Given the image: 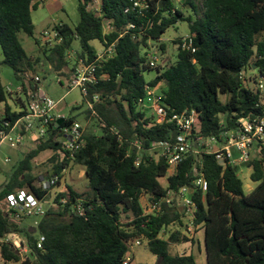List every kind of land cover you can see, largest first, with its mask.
<instances>
[{
  "label": "trees",
  "instance_id": "1",
  "mask_svg": "<svg viewBox=\"0 0 264 264\" xmlns=\"http://www.w3.org/2000/svg\"><path fill=\"white\" fill-rule=\"evenodd\" d=\"M41 1L0 0L2 64L12 69L18 83L40 61L37 57L30 62L18 34L33 36L31 12ZM77 1L78 23H64L62 43L44 48L42 55L55 73L66 78V53L74 41L79 44L76 56L95 63L99 80L87 87L82 102L97 97L94 115L86 108L85 118L96 120L99 133L83 132L81 145L69 153L56 141L58 129L51 126L46 139L34 144L18 162L0 187V257L6 263L21 264H124L132 245L145 240L159 264H197L192 254L169 251L171 243L191 240L178 232L161 237L163 228L180 221L179 208L165 205L162 214L145 215L139 201L141 195L159 200L167 191L186 186L197 208L193 224L203 229L207 264H264V148L247 163L250 181L255 183L248 193L234 166H220L213 154L203 150L187 154L169 173L166 160L151 148L154 143L175 140L179 132L175 122L157 123L149 113L137 110L146 88L164 83L159 92L169 117L195 112L193 137L218 138L223 131L236 128L239 118L261 115L264 106L258 93L244 84L240 73L254 67L257 75L264 76V0H182L190 8L187 16L175 0H145L141 12L131 9L130 0H100L98 13L88 9V0ZM106 21L111 27L108 33L103 32ZM179 22L187 23L195 51L180 48L178 39L173 42L177 45L175 62L152 69L143 51ZM93 40L103 48L113 45L111 54L96 61L97 52L90 45ZM158 48L164 52L166 46L162 43ZM150 71L156 74L147 81L144 74ZM219 95H229V99L223 103ZM7 98L0 83V103H4L0 131L6 132L24 115L12 111ZM17 101L23 107V101ZM74 121L70 116L63 124ZM46 150L53 152L46 176L61 178L65 169L81 166L87 189L79 193L66 185L38 225L26 228V217L7 208L6 197L19 190L41 199L48 196L51 188L43 190L33 174L34 159ZM199 171L207 182L204 192L194 184ZM162 178L166 185L161 184ZM10 233L24 238L25 259L3 241ZM38 235L44 236L40 249L36 247Z\"/></svg>",
  "mask_w": 264,
  "mask_h": 264
},
{
  "label": "built area",
  "instance_id": "2",
  "mask_svg": "<svg viewBox=\"0 0 264 264\" xmlns=\"http://www.w3.org/2000/svg\"><path fill=\"white\" fill-rule=\"evenodd\" d=\"M44 1V0H42ZM41 1V2H42ZM95 7V13L100 12V0H88V9L91 6ZM131 9L141 12L146 8L145 0H130ZM129 8L125 10L128 11ZM90 10V9H89ZM64 23L59 22L52 27L42 31L40 39L41 45L46 48H51L60 45L63 41L61 34V27ZM129 28H134L129 25ZM111 27L106 21L103 23V32L108 33ZM180 39V48L194 52L192 36L187 33ZM113 45L103 48L100 53H97L96 61H100L111 54ZM75 55V56H74ZM66 58L71 62V68L68 77L58 75L57 82L62 85L63 79L67 82L66 86L69 90L78 89L83 98L87 97V87L96 84L99 80L97 75V67L94 62H88L85 58H78L75 52L72 53L69 49L66 53ZM244 72L240 73V78L245 82L243 76ZM253 81V86L258 93L259 103L264 106V76L257 75ZM39 82L38 76L32 75L30 72L23 74L22 82L18 83L17 87L12 89L10 86H3L4 92L7 96L17 97L23 101L21 109L24 115L17 120L9 129L8 132L0 131V143L7 142L10 147H19L25 142L36 144L41 140L46 139L49 129H58L56 141L60 142L63 149L69 153L77 150L81 145L83 128L74 121L70 124L63 123L55 128V123L58 119L65 120L64 115L57 112L59 101L47 97L39 88H30V84H37ZM26 93H25V87ZM37 86V85H36ZM163 95L159 92L157 87L146 88L145 95L138 99L137 110H142L149 113L157 123L164 121H174L178 134L173 142H159L152 145V151H158L167 162L169 171L176 168L178 163L182 161L189 153H198L203 150L208 154H213L215 161L222 167L225 165L235 166L237 164H247L251 158L255 157L261 148H264V112L261 115H251L241 117L237 121V127L234 129L225 130L218 138L210 137L204 139L201 136H192L193 127L196 124L195 112L183 111L181 113L168 116L169 108L163 103ZM97 100L94 96L92 101H87L86 106L94 115L93 102ZM20 111V112H21ZM5 127L9 126L8 122L4 123ZM59 138H63L60 141ZM138 146L137 143H135ZM217 145L218 147H215ZM236 155V157H235ZM8 162L9 159H4ZM61 178L58 176L46 177L39 185L41 188L49 189L59 185ZM196 187L201 191H206L207 182L203 178L202 173L196 172V179L194 181ZM49 189V190H51ZM50 192V191H49ZM47 197L41 199L26 190H19L16 193L9 194L6 197V206L9 209L21 215L34 219L33 226L38 225L47 208ZM65 199H62L64 202ZM178 207L180 210V218L184 221L185 232L191 238L195 232L196 226L193 224L194 214L196 212V205L191 199L190 189L186 186L179 188L177 191L169 190L166 195L159 200L148 201L142 206L145 215H160L164 210V206ZM19 214H15L18 217ZM173 222L170 226H173ZM170 226L163 228L164 232ZM161 232V233H162ZM4 242L11 244L13 249H16L20 254L27 251L25 240L18 234L10 233L3 239ZM44 241V236L38 235L36 247L41 248ZM134 245H140L136 241ZM130 256H128L124 264H128Z\"/></svg>",
  "mask_w": 264,
  "mask_h": 264
},
{
  "label": "rangeland",
  "instance_id": "3",
  "mask_svg": "<svg viewBox=\"0 0 264 264\" xmlns=\"http://www.w3.org/2000/svg\"><path fill=\"white\" fill-rule=\"evenodd\" d=\"M175 5L179 7L185 16L190 14V8L182 4V0H175ZM90 10L96 11L95 7H89ZM31 19L34 26V33L32 37L25 35L24 33H19L18 38L19 41L26 52L27 57L29 58L31 63H34L36 58L39 57L40 61L35 63L34 69L35 71L30 73L34 76H38L39 82L37 83L39 90L43 91V93L53 99L54 101H59L57 106V112L65 117L73 116L75 117L76 122H78L83 128L84 132H93L95 134L99 133V127L95 119H86L85 118V110L87 108L86 104L82 102V95L78 89L69 90L66 86V81L63 79L62 85L57 82L58 74L55 73L51 69V65L45 60L42 55V50L46 47L41 45V33L43 30L52 27L54 24L59 22L66 23L70 26H74L79 21V13H78V1L77 0H44L39 3L36 10L31 12ZM188 33V26L185 22H179L174 26L169 27L165 33L161 37V41L157 43L149 42L148 44L151 46L150 49L144 50L143 53L147 54V59L149 62V66L152 69L155 68H165L176 60L177 54V45L173 42L181 38L183 35ZM36 40L38 43H36ZM165 44L166 48L164 52H161L158 48L160 44ZM155 44V46H154ZM90 45L96 50L97 53L102 51V44L98 40H93L90 42ZM79 49V44L77 41H74L71 46V51L76 52ZM75 56V55H74ZM3 53L0 48V83L2 86H10L12 89L17 87L18 82L15 78L14 72L12 69L2 64ZM71 65V62L69 63ZM69 74V70L66 71ZM155 71L146 72L144 74L145 79L151 80L155 76ZM244 79L246 80L244 84H246L249 88L255 89L253 86V81L257 76V71L252 67L248 69L243 74ZM65 77V76H64ZM164 83L160 84L157 89L163 88ZM9 98V97H8ZM7 98V99H8ZM220 100L224 103L229 99V95H219ZM11 102L13 104H19L17 97H10ZM3 105L0 107V113L3 111ZM221 122H225V116H220ZM60 141H63V138H59ZM32 145L26 142V146L12 148L9 146L7 142L1 143L0 145V167H3L5 170H12L18 162L23 158L24 151L27 147H31ZM218 147L217 145H214ZM21 148H23L21 150ZM53 155L51 150H46L41 152L37 158L33 161V174L38 176L40 179V184L46 177L47 172L50 169V162L48 156ZM8 157L10 162L4 163V158ZM236 157V155H235ZM46 160V161H45ZM45 161V162H44ZM44 162V163H43ZM43 163V164H42ZM237 176L241 179L244 187V191L248 193V191L255 185V183L250 181L249 175L251 169L247 164H237L234 166ZM172 171H169V173ZM42 176V177H41ZM2 179L0 177V183ZM62 187L58 188L60 185L54 186L48 196H47V208L52 209L54 204V197L57 193L62 192L64 189V185L71 186L76 192H84L87 189V180L85 175L83 174V168L81 166H71L62 172L61 177ZM162 185L166 183L165 179H160ZM1 187V186H0ZM143 206L150 201L148 195H143ZM53 206V207H52ZM123 220L124 217H123ZM23 225L25 227L32 226L34 219L26 217L23 220ZM176 227L178 229V233L182 236L187 237L189 240V235L185 232L184 221L180 219V221L176 222ZM26 227V228H27ZM175 228H167L164 232L161 233V237L167 239L168 236L172 233ZM21 237V235H19ZM169 250L171 254H187L193 252L195 257V261L197 264H207L205 251L203 249V244L200 242L198 245H195L194 242H181L173 244L171 243L169 246ZM28 256L27 251L21 254V258L25 259ZM131 258L130 264H159V261L155 256H153L147 248L146 241L142 240L140 245H132L131 253L129 254ZM0 264H21V262L17 263H6L0 257Z\"/></svg>",
  "mask_w": 264,
  "mask_h": 264
},
{
  "label": "crops",
  "instance_id": "4",
  "mask_svg": "<svg viewBox=\"0 0 264 264\" xmlns=\"http://www.w3.org/2000/svg\"><path fill=\"white\" fill-rule=\"evenodd\" d=\"M162 40V39H161ZM103 49V48H102ZM70 68H71V65H69L68 66V68L66 69V71L67 70H69L70 71ZM66 78V77H65ZM160 84H162V83H160ZM159 84V85H160ZM37 84H30V87H32L33 89H35L36 87H38V85L36 86ZM158 85V86H159ZM158 86H156V87H158ZM40 92H43V91H41L40 90ZM6 104L8 105V106H10V108H11V110L12 111H14V112H20L21 111V109H22V107L20 106V105H15V104H13L12 102H11V99L10 98H8L7 99V101H6ZM3 105V107H4V103H0V107ZM28 143V142H27ZM30 144V143H29ZM0 145H1V143H0ZM32 146L31 147H27V149L24 151V155L30 150V149H32L33 147H34V145L33 144H31ZM23 146H26V142H25V144H23V145H21V146H19V147H23ZM17 148V147H16ZM23 148H21V150H22ZM52 156V155H51ZM50 155L47 157V158H45L46 160L48 159V158H50L51 157ZM6 158H8V157H6ZM6 158H4V159H6ZM37 158V157H36ZM35 158V159H36ZM9 159V158H8ZM34 159V160H35ZM45 160V161H46ZM4 161V160H3ZM44 161V162H45ZM8 162H10V159H9V161ZM8 162H5L4 161V163H8ZM43 162V163H44ZM42 163V164H43ZM16 167V166H15ZM15 167H13V169L15 168ZM83 168V167H82ZM13 169L12 170H5L3 167H0V177H1V179H2V181H1V183H0V186H2L4 183H6L7 182V180H8V178L10 177V175H11V173H12V171H13ZM64 172V171H63ZM51 172H49V174H50ZM83 174H84V169H83ZM42 177V176H41ZM46 177H48V176H46ZM45 176H43L42 178H46ZM39 181H40V179H38V183H39ZM164 185H166V183L164 184ZM65 186L66 185H64V189H65ZM255 186V185H254ZM253 186V187H254ZM62 187V184H61V182H60V185L58 186V188H59V190H60V188ZM253 187H251V189L249 190V191H251L252 190V188ZM63 189V190H64ZM62 190V191H63ZM248 191V192H249ZM143 199H144V197H143V195H141V197H140V199H139V201H140V205H141V207L143 206ZM180 219H182V218H180ZM169 228H175V230H173L172 231V233L173 232H177L178 231V229H177V227H176V225H175V223L173 224V226H170ZM191 242H194L195 243V245H198V243H202L203 244V229L200 227V226H196V228H195V232H194V234H193V236L191 237ZM203 249H204V246H203ZM170 251V250H169ZM205 251V250H204ZM187 254H192L193 255V252H190V253H187Z\"/></svg>",
  "mask_w": 264,
  "mask_h": 264
},
{
  "label": "water",
  "instance_id": "5",
  "mask_svg": "<svg viewBox=\"0 0 264 264\" xmlns=\"http://www.w3.org/2000/svg\"><path fill=\"white\" fill-rule=\"evenodd\" d=\"M63 123V119H58L55 123V128ZM19 254V252H17Z\"/></svg>",
  "mask_w": 264,
  "mask_h": 264
}]
</instances>
